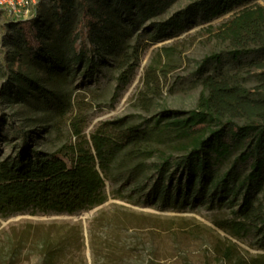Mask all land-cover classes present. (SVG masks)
Returning <instances> with one entry per match:
<instances>
[{
  "label": "rangeland",
  "instance_id": "1",
  "mask_svg": "<svg viewBox=\"0 0 264 264\" xmlns=\"http://www.w3.org/2000/svg\"><path fill=\"white\" fill-rule=\"evenodd\" d=\"M36 1V11L46 16L54 0ZM131 2L78 0L73 22L81 20L87 5L99 17L90 36L85 30L79 41L82 45L86 39L89 51L83 62L71 63L73 72L66 80L50 85L48 94L30 98L32 106L4 98L5 90L16 87L10 58L22 34L13 18L0 10V159L14 152L23 131L36 133L30 140L43 151L74 144L70 121L79 116L88 140L103 124L123 120L147 126L164 111L189 112L196 107L204 76L237 67L228 47L204 31L226 17L209 21L205 11L196 10L202 0H170L153 16ZM177 19L180 25L160 28ZM125 52L132 58L124 69L129 74L122 77L118 63ZM212 55L221 56L219 62L205 61ZM120 76H128L127 83ZM249 84H256V78ZM61 95L68 108L62 121L55 111ZM214 168L243 176L251 171L249 162L235 163L234 158ZM178 177L173 176L175 181ZM135 182L106 181L107 202L73 215L32 209L0 215V264H231L264 254L254 234L237 241L215 227V221L235 217L227 200L166 205L146 199L150 189L140 193ZM251 195L264 203L261 193L253 190Z\"/></svg>",
  "mask_w": 264,
  "mask_h": 264
},
{
  "label": "trees",
  "instance_id": "2",
  "mask_svg": "<svg viewBox=\"0 0 264 264\" xmlns=\"http://www.w3.org/2000/svg\"><path fill=\"white\" fill-rule=\"evenodd\" d=\"M169 1L131 3L153 16ZM259 1L202 0L195 4L209 21L226 17L204 31L212 40L225 44L228 56L238 65L231 72L204 76L191 111H164L147 126L123 120L103 124L88 140L83 136L81 117H75L70 125L77 141L54 151H43L30 140L36 133L21 132L14 152L0 159V215L31 209L73 215L107 202L106 181L135 180V190L143 193L150 189L146 199L156 203L191 205L227 200L235 217L215 221V227L237 241L254 234L264 252V203L251 195L255 190L264 196V4ZM78 5V0H54L46 16L37 10L33 18L13 21L22 39L10 58L16 87L4 91L5 100L32 106L30 98L48 94L50 85L57 86L71 76L72 62H83L89 47L86 39L82 45L79 41L85 33L90 36L99 17L87 5L81 20L73 22ZM174 25L180 21L161 24L160 28L167 31ZM250 56L257 57L241 61ZM131 58V52H125L118 63L122 77L129 74L124 69ZM220 59L212 55L205 61ZM253 78L256 84L250 85ZM121 79L127 83L128 76ZM59 98L55 111L62 121L68 108L62 95ZM177 154L180 157L176 159ZM233 158L235 163L249 162L250 173L221 174L214 168ZM178 173L175 181L173 176ZM231 264H264V254L239 258Z\"/></svg>",
  "mask_w": 264,
  "mask_h": 264
},
{
  "label": "built area",
  "instance_id": "3",
  "mask_svg": "<svg viewBox=\"0 0 264 264\" xmlns=\"http://www.w3.org/2000/svg\"><path fill=\"white\" fill-rule=\"evenodd\" d=\"M36 0H0V10L9 14L13 20H26L36 14Z\"/></svg>",
  "mask_w": 264,
  "mask_h": 264
}]
</instances>
